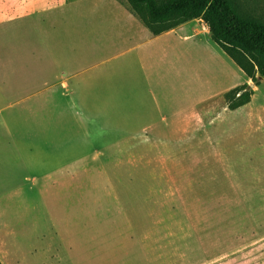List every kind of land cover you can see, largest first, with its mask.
I'll use <instances>...</instances> for the list:
<instances>
[{"label": "crops", "instance_id": "crops-1", "mask_svg": "<svg viewBox=\"0 0 264 264\" xmlns=\"http://www.w3.org/2000/svg\"><path fill=\"white\" fill-rule=\"evenodd\" d=\"M213 44L201 19L154 35L121 0H0V203L22 205L19 225L0 228L16 236L0 237V264H14V247L21 264L33 258L36 219L56 234L84 219L85 174L95 195L114 193L109 167L200 166L213 155V136L200 135L211 114L200 110L201 60ZM238 73L218 96L224 110L235 111L226 94L251 83ZM259 86L240 107L252 117L264 114ZM180 141L182 154L162 153ZM251 165L263 166L246 155Z\"/></svg>", "mask_w": 264, "mask_h": 264}, {"label": "rangeland", "instance_id": "rangeland-1", "mask_svg": "<svg viewBox=\"0 0 264 264\" xmlns=\"http://www.w3.org/2000/svg\"><path fill=\"white\" fill-rule=\"evenodd\" d=\"M239 6L264 23V0H239ZM212 46L211 56L201 60L200 110L211 114L200 135L213 136V155L195 159L200 166H108L114 193L95 195L97 187L85 174L84 219L71 226L63 220L56 225L58 234L52 220L36 219L35 252L24 264H264V114L221 107L219 94L240 83L241 70ZM256 98L263 107L264 80ZM184 142L167 145L162 153L182 154ZM246 155L263 166H242ZM231 159L240 164L227 165ZM21 207L17 200L0 203V228H16ZM11 256L21 264L16 247Z\"/></svg>", "mask_w": 264, "mask_h": 264}, {"label": "trees", "instance_id": "trees-1", "mask_svg": "<svg viewBox=\"0 0 264 264\" xmlns=\"http://www.w3.org/2000/svg\"><path fill=\"white\" fill-rule=\"evenodd\" d=\"M128 9L154 34L201 19L213 42L259 86L264 78V23L244 15L239 0H127ZM254 94L250 84L226 94L231 110L247 105Z\"/></svg>", "mask_w": 264, "mask_h": 264}]
</instances>
